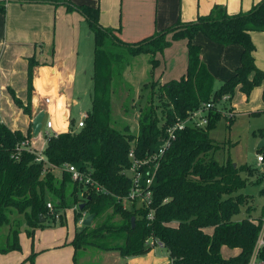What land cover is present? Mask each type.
Here are the masks:
<instances>
[{
	"label": "trees",
	"instance_id": "obj_1",
	"mask_svg": "<svg viewBox=\"0 0 264 264\" xmlns=\"http://www.w3.org/2000/svg\"><path fill=\"white\" fill-rule=\"evenodd\" d=\"M13 1L64 3L68 10H78L93 34V69L91 107L86 112L84 126L74 129L73 118L68 131L49 135L43 151L46 162L35 161L34 153L20 148L31 129L24 135L0 120V227L10 225L7 244L0 247V252L20 249L17 226L20 228L21 223L20 219L18 224L11 223L13 218L22 217L27 235L33 237V229L45 227L49 218L55 222L46 207L48 198L52 196L56 200L52 204L54 212H59L60 208L68 207L65 193L69 188L73 204L77 206L75 223L83 213L92 214V219L98 220L94 226L90 223L75 230L70 242L74 248L73 264H83L78 263L79 254L83 255L88 248L96 253L116 251L121 257L145 254L152 247L146 244L147 239L158 241L167 250V264H248L264 205L255 215L253 196L240 190L254 177L255 182H260L263 174L257 172L256 166L235 164L230 157L219 163L214 153L223 147V142L211 137L210 131L223 116L217 107L223 96L227 95L230 103L235 90L249 96L252 89L264 81V70L254 61L255 46L250 37L252 31H264V0L245 12L233 14L215 4L206 15H199L193 21H177L135 42L123 41L114 30L102 27L97 6L74 4L70 0ZM4 9L1 3L0 11ZM198 32L216 43L242 47L240 64L218 87L200 58V46L193 41ZM179 39L186 40L185 72L164 83L152 80L149 86L156 88L159 103H151L141 110L136 131L130 126L124 131L114 127L111 87L116 52L112 47L126 48L132 56L151 54L152 72L158 62L156 53ZM32 66L30 59L28 90L31 89ZM10 92L14 102L29 114V101L23 107ZM262 99L264 101V86ZM208 102L213 106L205 112L207 124L185 125L177 130L175 138L158 158L149 206L125 207L123 199L132 188V181L124 172L131 164L129 153L132 151L137 159L147 158L160 146L169 125L186 120ZM234 118H227L228 126ZM259 135L264 137V129L259 130ZM256 151L264 152V147H257ZM66 164H73L89 174L102 190L73 180L64 168ZM55 169L61 171L59 179ZM260 193L264 194V187ZM242 207L244 215L234 219ZM149 208L153 210L152 219L147 218ZM61 217L59 215L63 220ZM9 237L12 243H8ZM223 247L236 253L225 257ZM33 255L32 251L28 258ZM259 259L264 261V247L259 251Z\"/></svg>",
	"mask_w": 264,
	"mask_h": 264
},
{
	"label": "crops",
	"instance_id": "obj_2",
	"mask_svg": "<svg viewBox=\"0 0 264 264\" xmlns=\"http://www.w3.org/2000/svg\"><path fill=\"white\" fill-rule=\"evenodd\" d=\"M70 1L97 6L98 21L102 27L111 28L123 41L135 42L177 21H193L199 15H206L215 4L233 14L249 10L260 0ZM1 3L5 9L0 11V120L10 129L20 130L25 135L31 129V119L43 111V121L51 120L53 131H68L70 120L74 118L75 124L76 119L87 112H80L78 108L83 85L78 73H81L83 62L90 57L86 38L92 36L86 19L78 10H68L64 3L0 0ZM250 37L255 46V64L264 70V31H252ZM193 41L200 46V58L212 74L215 87H218L231 77L240 64L242 47L234 43H216L200 32ZM155 58L158 62L152 69L153 80L164 83L179 78L187 64L186 40H173L170 46L157 52ZM30 59L33 66L31 89L28 90ZM263 86L264 81L259 87L263 89ZM10 90L23 107L29 101V114L14 102ZM45 97L50 99L48 104ZM230 104L238 111L233 98ZM38 136L36 144L39 146L44 141L43 132L41 137L40 132ZM21 227L25 231L26 225L22 224ZM76 227L79 229L77 223ZM73 236L70 230L66 229L65 232L64 228L58 226L33 229L30 248L36 253L43 252L37 255L34 264H73L74 248L69 244ZM29 239H25L24 232H20L18 241L22 249L0 252V264H28L25 258L29 255ZM99 256L102 264H116L121 257L116 251L100 252L92 257ZM144 261V264L149 262Z\"/></svg>",
	"mask_w": 264,
	"mask_h": 264
},
{
	"label": "rangeland",
	"instance_id": "obj_3",
	"mask_svg": "<svg viewBox=\"0 0 264 264\" xmlns=\"http://www.w3.org/2000/svg\"><path fill=\"white\" fill-rule=\"evenodd\" d=\"M86 41L88 43V48L90 47V57H88V60L83 62L82 70H80L81 73H78L79 81H81L83 84L81 85V92L79 96L80 102L78 108L80 112H86L90 110L91 107V76L93 69L94 46L93 34L92 36L90 35L88 38H86ZM112 48H114L113 50H115L116 56L113 62V80L111 87V123L114 127L121 131H124L126 126H130V129L133 128V130L136 131L137 120L141 110H145L146 107L151 103H159V99L155 96L157 92L156 88L152 89V87L149 86L153 80L152 75L154 77L153 72L150 71L151 64L149 63V60L151 58V54L147 53L132 56L129 54L126 48L120 46H114ZM84 71L85 74L83 73ZM145 82L148 84L144 87L143 83ZM233 102H235L236 109L238 111H235L231 104L225 101L224 103H226V107H224V111H222L223 116L218 120L216 127L210 131L211 137H213L216 141L223 142V147L214 153V158L219 163H223L227 157H230L235 164L246 163L256 166L258 169L257 172L259 173L260 170L256 164V154L258 153L256 148L258 142L262 139V137L259 135V130L264 129V101L262 99V88L259 86L254 87L249 96L245 95V97L241 91L235 90ZM157 111L160 115L159 109H157ZM228 112H232V117H235L229 126L227 124L228 120L226 117ZM54 173L57 179H59L61 171L59 169H55ZM262 174L263 176L260 179V182H255L256 178L254 177L250 179L246 186L240 190L242 193L253 196L252 203L255 207V209H253V213L255 215L259 214L261 206L264 205V194L260 193V189L264 187V172ZM69 192L70 189L68 188L65 193L68 207L59 209V214L62 216L61 219L63 220L57 218L55 219V223H52V220L49 218L45 224L46 228L58 226L64 228L65 232L66 229L70 230L72 234L74 233V230L77 229L76 223L74 221L75 206ZM53 200L55 199H53L52 196L48 198V201L51 203H53ZM124 203L127 208L132 205L127 201ZM133 204L136 206H141L142 202L138 200ZM110 212L111 211H108V213ZM243 215L244 208L242 207L241 212L235 215L233 218L239 219L242 218ZM19 219V223H21L20 225L22 226V224H24L22 217H18L16 220L13 218V222L11 221V223L18 224ZM97 222L98 220H91V224L93 226ZM9 226L10 225L4 224L0 227V247L6 246L7 244L6 235L8 234ZM17 229L18 234L20 232H24L25 239L30 238L27 247H29V255L32 251L34 252V255L32 258H28V255L25 258V262L28 264H34L37 255L43 252L38 251L36 253L34 250H31V239H33V237H29L22 227L19 228L17 226ZM8 243H12L11 237H9ZM21 249L22 245L20 244V250ZM93 253L98 254V252H94L93 248H88L84 258L81 254H79L80 256L78 258V263L102 264L100 262L101 255L96 258L92 257L94 255ZM231 253L234 254L236 251L228 250L226 248L222 250V254L225 257ZM168 257L167 250L157 244L152 246L147 253L142 255H134V257L131 259L119 257V261L116 264H144L145 259L154 264H167ZM149 262L148 264H150Z\"/></svg>",
	"mask_w": 264,
	"mask_h": 264
},
{
	"label": "built area",
	"instance_id": "obj_4",
	"mask_svg": "<svg viewBox=\"0 0 264 264\" xmlns=\"http://www.w3.org/2000/svg\"><path fill=\"white\" fill-rule=\"evenodd\" d=\"M228 96L225 95L221 99L220 102L217 103V107L224 111L223 109V103L227 101ZM50 102L49 97H45V103L48 104ZM213 106V103L208 102L200 106L197 110H194L189 117L184 121H177L174 124H171L166 129V137L161 141L160 146L157 148L156 151L152 152L151 155H149L145 159H137L134 158L132 151L129 153V157L131 158V164L129 168L125 169V174L131 179L132 181V188L128 194L127 197L123 199V205L125 206L124 202H129L133 204L134 202L140 200L142 202V205L148 207L149 203L151 201V189L155 170L158 165V158L162 156L164 153V150L169 146L170 142L175 138V133L177 130L182 129L185 125H191L194 127H202L207 124V117L205 115V112ZM233 116L232 112H228L226 114V117L229 119ZM86 118V113L81 114L75 121L74 129H80L84 126V121ZM40 132H43L44 141L41 145L36 144L37 137H33L32 133L29 137H25L24 140H22L20 144V148L25 149L28 152H32L35 154V161L37 162H46V158L43 154L45 144H46V138L49 135H56L58 132L53 131L52 129V121L51 120H44L42 121V127ZM256 164L257 167H259L260 172H264V152H258L256 154ZM65 170L70 173V177L73 180H76L78 182H82L86 185L93 186L94 189L99 190L101 187L98 183L93 181L89 174L84 173L81 171L77 166L73 164H66L64 166ZM102 190V189H101ZM141 205V206H142ZM46 207L51 215L54 216L55 219L59 218V212H54V206L53 204L48 201L46 203ZM126 207V206H125ZM77 208V206H75ZM86 216L85 213H83L82 217L77 222V225H82V220ZM148 219L153 218V210L149 208ZM147 245H157L161 244L158 241H152V239L146 240ZM264 247V214L261 218V225L260 230L257 236V239L255 241L252 253L250 255L248 264H264V261L259 259V251Z\"/></svg>",
	"mask_w": 264,
	"mask_h": 264
},
{
	"label": "water",
	"instance_id": "obj_5",
	"mask_svg": "<svg viewBox=\"0 0 264 264\" xmlns=\"http://www.w3.org/2000/svg\"><path fill=\"white\" fill-rule=\"evenodd\" d=\"M44 118V112L43 111H39L37 114H35V116L31 119V133L33 135V137H37L41 127H42V121ZM258 148H262L264 147V137H262V139L258 142L257 144ZM79 209L82 208V204H80L78 206ZM93 218V215H87L85 216V218H83L82 220V224L83 225H89L91 223V220ZM40 219L43 220V218L40 216Z\"/></svg>",
	"mask_w": 264,
	"mask_h": 264
}]
</instances>
